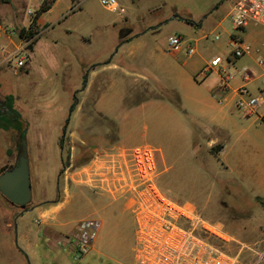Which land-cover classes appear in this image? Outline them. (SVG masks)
<instances>
[{"label": "crops", "instance_id": "obj_1", "mask_svg": "<svg viewBox=\"0 0 264 264\" xmlns=\"http://www.w3.org/2000/svg\"><path fill=\"white\" fill-rule=\"evenodd\" d=\"M24 1L7 0L5 6H9L12 2L19 4ZM85 1L53 0L50 9L42 13L36 21L39 33L32 49L27 50L22 68H15L14 62L8 61L0 51V100L2 102L0 104L4 105L6 98L11 97L13 106L23 121L24 116L28 115L32 118L29 120L34 123L39 118L46 120L47 123L36 127L28 125L24 130L25 144L31 143L33 147L43 150L45 155H47L46 150L55 146L59 155L62 149L59 143L66 122L68 137L73 138L70 140L69 147V151L71 150L69 159L72 160L74 157L72 151L79 148V145L89 149L92 147L85 139L78 140L79 145L75 144V135L88 132L86 125L75 126L79 119L83 118L87 123L90 118L102 119V125H104L103 128L98 129V132H102L104 136L107 133L105 123L107 119L112 120L118 128L120 136L118 145H121L122 134L127 126L125 116L130 115L129 113L133 111L135 115H138L147 111L154 113L155 116L166 113V156H156L158 172L161 176L160 186L165 191L166 197L177 204L187 206L192 211L207 214L210 220H214L215 223L211 224L219 229L226 240L221 242L227 243L228 246L230 243L240 246L235 256L239 257L241 264H264V259L259 261L263 253L255 259L257 255L255 246H264V207L256 205L252 208V214L249 217L240 218L231 216L228 209L221 204V199L227 192V182L239 184L241 190L249 191L252 198L264 199V179L259 175V166L253 158L256 147L245 135L244 122L239 120L235 111L236 90L243 85L248 88V85L254 82L252 72L247 69V66L261 69L264 76V60L257 56L259 49L250 45L251 51L242 56L246 58L245 64H248L241 66L238 71L242 84L233 90L229 86L228 92L221 96L222 103L216 102L212 95L220 79L219 72L213 69L205 73L211 61L219 56L213 57L207 63L199 75L208 81L207 88L210 96L203 99L194 98L198 116H205L202 120L198 117H188L200 123L198 125L196 123L197 126L190 125L188 119L181 116V107L169 97L176 96L179 102V97L184 98L182 93L179 90L178 93L169 92L168 88L166 93L154 89L149 71L163 72L164 69L160 66L161 61L156 58L158 55L155 53L159 51L158 47L149 46L146 39L153 37L152 35L159 31V28L171 16L172 19H177L176 10L170 7L169 17L165 21L158 25L156 24L159 21H155L153 26L150 25L145 31L139 33H136L133 28H121L118 32L116 24H112L118 34L117 47H120L122 51L117 57L113 56L109 62L104 58L92 57L89 53L92 35L97 38L105 36L104 30L110 25L105 22H96L95 29H86V18L88 24L94 20L83 12ZM117 1L122 7V0ZM32 2L37 10L44 0H32ZM11 11L8 12L11 23H6L0 15V43L8 48V52L23 46L18 31L28 27V22L19 23L17 11ZM179 18L184 22V17ZM127 23V20H124L125 26L130 27ZM221 23L222 21L219 22V27ZM248 27L249 24L240 30L245 35H252V31L247 30ZM122 30L127 32L123 35L124 40L121 41ZM174 34L181 35L185 44L191 45L181 33ZM170 36L167 37L164 48L166 55L176 58L179 54L167 52ZM228 36V46L232 50L231 39L238 35L229 34ZM238 37L249 44L242 37ZM257 37L260 38V35ZM195 54L196 50L189 57ZM221 60L220 66L227 69L222 58ZM184 65V62L180 64V66ZM180 66L177 63H166V73L175 72ZM10 71L15 76L14 80L7 77ZM86 73L88 77L86 86L83 88V78ZM208 74H212L214 78L209 80ZM231 75L229 84L234 79L233 73ZM244 75H247V81H244ZM260 76L261 74L257 77ZM261 85L264 86L262 82ZM134 91L145 94L144 101L137 103L135 107L124 109L123 100ZM262 91L264 88H259L256 94L263 98L260 104L264 103ZM80 97L93 103V108L84 110L81 114V109L73 106L68 112L70 101L78 100ZM214 104L219 107L216 113L210 107ZM208 109L211 115H206ZM242 112L245 119L256 114V110L250 115ZM65 115L67 117L64 120ZM258 118L264 120V112L259 116L256 115L257 120ZM260 128L264 131V125ZM14 133L0 129V171L4 167L13 165L15 157L13 149L18 144V137ZM98 145L100 146L94 145L92 148L102 149L108 146ZM122 146L127 147L126 144ZM8 150L12 151L11 155H8ZM41 158L48 159V156ZM107 159L101 154L96 155L84 164L77 178L73 177L75 173L71 176L67 174L74 183L80 180L83 188L93 193L92 202L102 208L99 212L100 216L104 215L103 210L107 206L125 201L120 193L114 190V177L111 176V169L107 167ZM30 171L32 187L34 183L31 167ZM41 178L42 180L39 177L36 187L34 186L36 192L32 193L36 201L32 203L31 200L19 214L0 204V247H4L7 251L18 252L30 264H61L62 260L72 257L71 247L67 246L65 237L72 235L76 228L60 221V209L71 198L70 187L62 191L59 198L55 200L53 198L59 193L58 187H55L53 195V191L50 190L53 189L52 181L46 183L45 176ZM165 180L166 184L162 185ZM83 220L86 219L76 223ZM97 221L101 226L102 221Z\"/></svg>", "mask_w": 264, "mask_h": 264}, {"label": "rangeland", "instance_id": "obj_2", "mask_svg": "<svg viewBox=\"0 0 264 264\" xmlns=\"http://www.w3.org/2000/svg\"><path fill=\"white\" fill-rule=\"evenodd\" d=\"M236 1L237 0H122L124 12L119 14L110 13L103 9L100 0H86L83 5V12L86 15H89L94 22L91 20L88 24L86 18L85 28H89V30L95 29L96 25H94V23L96 22H105L110 25L104 30L106 34L105 36L97 38L92 35L91 44L89 45V53L92 57L96 56L98 59L104 58L110 62L113 56L117 57L122 51L120 47H117L116 41L118 34H116L112 24H116L115 26L118 27V32L121 28H133L136 33L143 32L150 25L153 26L155 21H159L156 25L165 21L169 17V8L173 7L177 12V19H172L171 16V18L159 28V31L152 35L153 37L150 36L146 39L149 46L158 47L159 51L155 53L158 55L156 58L161 61L162 65L160 66L164 69L163 72L149 70L151 72L150 77L153 81L154 89L156 88L164 93H166V88H168L169 92L174 93H178L179 90L184 96V98L179 97V102L177 104L181 107V116L188 119L190 125H195L196 123L198 125L200 124L199 122H195L188 117H198L202 120L205 116H198L197 108L194 105V98L203 99L210 96L207 88L208 81L199 75V73L213 57L219 56L222 58L227 71L233 73L234 79L229 84L231 90L237 89L242 84L238 71H240L241 66L243 67L248 64H245V57H240L238 59L233 57L232 50L228 46L229 34L238 35L252 47L255 46V48H258L259 53L257 56L264 60V28L258 24L249 23L247 30L252 31V35H245L242 30H234L231 26L227 14ZM6 3L7 1L3 2L0 0V15L6 23H11L10 15L8 13L10 10L18 12L20 19L19 23L21 21V23L28 22L27 10L30 9L36 12L32 0H25L23 3L19 4L12 2L9 6H5ZM48 17L51 18L50 15H48ZM179 17L192 19L197 25H188ZM124 20H127V24L130 27L125 26ZM220 21H222V23L219 27L218 24ZM254 25L256 27H253ZM175 32L181 33L184 36V39L188 40L191 46L196 50V54L193 57H187L184 51L179 53L176 58L166 55L164 44L166 45V39L169 35H179L174 34ZM258 35H260V38L257 37ZM216 36L218 37L217 40L215 39ZM252 36L255 37V39ZM250 37L252 38L250 39ZM122 40H124V36L121 37V41ZM1 48L8 50L3 43H0V51ZM183 62L185 65L180 66ZM166 63H177L180 67H178L175 72L172 71L166 73ZM247 69L252 72L254 77V82L248 85L247 89L253 96H256L258 89L264 88V86L262 87L261 85L263 71L254 67L251 68L249 65L247 66ZM260 74L261 76L257 77ZM7 77L13 80L15 78L11 71L7 73ZM207 77L209 80L214 78L212 74H208ZM262 92L264 96V91ZM212 95L217 102L218 96H216V90H214ZM127 97L128 98L123 100L124 109L135 107L137 103L144 101L146 95L141 94L139 91H134V93H130ZM172 97L173 96H171V98ZM237 99L238 98H236L235 103ZM0 103L2 104L1 100ZM71 105L80 108L81 114H83L84 110L88 111L89 108H93V103L89 100L82 99V97L78 98V100L70 101V106ZM3 106L4 105H1L0 107ZM210 107L214 113L219 109L215 104ZM69 109L70 107L67 109L68 112ZM235 111L238 114L237 116L239 117V120L244 122L243 125L244 128H246L245 135L250 138L251 142L256 147V150L253 153V158H255L259 166V175L264 179V131L260 128L261 125H264V120L260 118H258V120L256 119V115L259 116L264 112V103L259 105L256 109L255 115H252L247 119L244 118L245 115L242 111L236 108ZM129 114L130 115L125 116L127 126L122 134L121 145H118L120 143L118 128L112 120L107 119L105 123L107 133L106 136H104L102 132H98V129L100 127L103 128L102 126L104 125H102V119L98 117L90 118L89 123H87L86 120L84 121L83 118L79 119L75 126L86 125V127H88V132H80L75 135L76 138H74V140L76 145H79V143H77L78 140L85 139L90 145H92V147L94 145L100 146L98 144H101V146L103 144L108 146L102 149H99L98 147L92 148L90 146L91 148L89 149L84 147V145H79V148L72 151L74 152V157L72 160L69 159L68 163L67 157L70 156L69 152L71 151H69V147L71 146L70 140H73V138L68 137L66 122L64 123L63 132L61 134L64 144L59 155L58 149L55 146L46 150L47 155L43 153V150L33 147L31 143H26L24 147L30 161L29 170L30 167L32 170V180L34 184L31 187V191L33 194L36 192L34 186L36 185L37 180L39 177L42 180L41 177L43 176H45L44 180L46 183L52 181L53 189L50 190L53 191V195L55 194V187H58L59 193L53 198L55 200L59 198L62 191H65L70 187V201L65 202L62 209H60V221L62 223H69L71 226L75 227L77 226L76 222L81 219H96L102 221L93 240L92 248L94 249H91L88 254L79 261L74 260L73 257H71L70 259L62 260L61 264H134L133 250L135 247V225L129 204L124 201L123 203L107 206V208L103 210L104 215L100 216L99 212L102 208L101 206L97 207L96 204L92 202L93 193L88 189L83 188L80 180H76L78 183H74L72 179L67 176V174L71 176L75 173L73 177L77 178L80 175L78 172H81V168L84 164L88 163L90 159L99 154L106 156L109 160L111 156H117L118 159L122 161V169H124L127 149L138 145H149L157 150L156 156H166V113H161L160 115L155 116L154 113L145 111L141 114L135 115L132 111ZM206 115H211L209 109L208 113L206 112ZM66 117L67 115H65L64 120ZM29 119L31 120L32 118L28 115L24 116L23 125L25 129L28 125L36 127L47 124L46 120L41 118L35 123ZM122 144H126L127 147H123ZM16 147L17 148L13 149L15 156L13 166L16 164L18 148L22 147V144L18 143ZM43 156H48V159L41 158ZM37 161L39 162L37 163ZM63 162L65 163V166L63 165ZM58 176L59 179L57 181ZM158 182L160 189L166 194L160 186L161 176H159ZM162 183V185H165L166 180ZM237 185L239 187V184ZM240 190L241 188L236 189V194L233 195L230 200L225 201V203L227 202L226 206L228 212L229 209H232L235 210V213L238 215L250 216L252 214L251 208H254L256 204L252 201L249 191L243 189L242 192ZM33 194L32 203H34V200L36 201ZM0 200V204L4 206V208H11L16 214L21 212V207L7 203L2 197H0ZM229 214L236 217L230 212ZM200 215L207 222L212 224L215 223L214 220H210L207 214L200 213ZM11 237H13V234H11ZM217 245L230 255H236L235 253L238 252V248L240 247L236 243H230L228 246L227 243L217 242ZM255 248L257 249V255H255L256 259L259 254H264V246L258 245L255 246ZM0 264L28 263L18 252L7 251L1 246Z\"/></svg>", "mask_w": 264, "mask_h": 264}, {"label": "built area", "instance_id": "obj_3", "mask_svg": "<svg viewBox=\"0 0 264 264\" xmlns=\"http://www.w3.org/2000/svg\"><path fill=\"white\" fill-rule=\"evenodd\" d=\"M100 3L108 12H124L117 0H100ZM26 13L30 24L35 11L29 9ZM228 17L234 30H240L249 23L264 27V0H237ZM27 45L28 42L23 41L21 48L11 52L2 48L1 51L8 61L14 62L15 68L20 69L26 60ZM230 45L235 59L251 51L250 45L238 36L232 37ZM182 51L187 57L195 53V49L185 44L180 35L170 36L167 52L179 54ZM221 61L220 57H216L205 69V73L216 69L220 74L216 87L219 103H222L221 96L228 92L232 77L227 69L220 66ZM243 79L247 81V75ZM262 83L264 85V76ZM236 95V108L249 115L263 101L261 95L253 96L245 85L236 90ZM127 150L124 169L117 156H111L106 162L114 177V190L129 204L133 215L134 264H241L239 257L226 253L217 245V242L226 240L215 225L162 192L158 185L157 150L149 145H138ZM99 227V222L94 219L77 224L73 234L66 239L74 260H81L92 249ZM262 259L264 254L259 261Z\"/></svg>", "mask_w": 264, "mask_h": 264}, {"label": "trees", "instance_id": "obj_4", "mask_svg": "<svg viewBox=\"0 0 264 264\" xmlns=\"http://www.w3.org/2000/svg\"><path fill=\"white\" fill-rule=\"evenodd\" d=\"M1 1L6 2L7 0H1ZM52 2H53V0H44V2L41 4V6L36 10L34 17L32 19V22L28 25V27L27 28H21L18 31L19 38L22 41L28 42V45L26 46L27 50L32 49L33 43L35 42L36 37L39 33V29L36 26V21H37L38 17L42 13H44L50 9ZM183 20L189 25H193V26L197 25L195 22H193L189 18H184ZM171 96H173V95H171ZM171 96H170V98H171ZM172 99H173V101H176V103H178V99L176 96H173ZM4 103H5L4 106L0 107V129L15 132L16 134L15 133L14 134L16 135V137H18V143L23 145L24 137H25V132H24L25 127L23 125L24 122L21 118V115L19 114V112L17 110H15V108L13 106V99L11 97H7ZM72 107H73V105L70 106V108H72ZM59 145H60V148L63 147L62 138L60 139ZM11 154H12V151L8 150V155H11ZM12 167H13V165L2 168L0 173H2L3 171H5L7 169L12 168ZM226 185H227V192H226V195H224V197H222L221 204L227 208V206H226L227 202L225 203V201L230 200L231 197L236 194V189L240 188V186L238 187V185L235 182H227ZM0 197H2L7 203H9L1 194H0ZM252 201H254V203L256 205H261L264 207V199L263 198L255 197V198H252ZM229 212L232 213L234 216L240 217V218L249 216V215H245V216L238 215L235 213L236 211L232 210V209H229ZM68 237L66 236L65 240Z\"/></svg>", "mask_w": 264, "mask_h": 264}, {"label": "water", "instance_id": "obj_5", "mask_svg": "<svg viewBox=\"0 0 264 264\" xmlns=\"http://www.w3.org/2000/svg\"><path fill=\"white\" fill-rule=\"evenodd\" d=\"M87 77L88 74L86 73L83 78V88L86 86ZM25 145L24 142L22 147L18 148L16 164L0 174V194L10 204L22 209L30 204L32 200L29 158L24 151ZM58 179L59 176L57 177V181Z\"/></svg>", "mask_w": 264, "mask_h": 264}, {"label": "flooded vegetation", "instance_id": "obj_6", "mask_svg": "<svg viewBox=\"0 0 264 264\" xmlns=\"http://www.w3.org/2000/svg\"><path fill=\"white\" fill-rule=\"evenodd\" d=\"M126 32H127L126 30H122V31H121V35H122V36L125 35ZM64 129H65V128H64ZM68 161H69V156L67 157V163H68ZM63 165H65L64 162H63ZM63 165H62V166H63Z\"/></svg>", "mask_w": 264, "mask_h": 264}]
</instances>
